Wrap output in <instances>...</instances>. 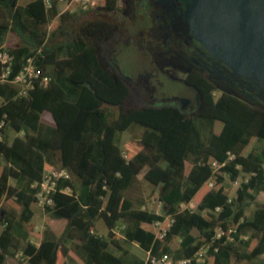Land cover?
Wrapping results in <instances>:
<instances>
[{"label": "trees", "instance_id": "16d2710c", "mask_svg": "<svg viewBox=\"0 0 264 264\" xmlns=\"http://www.w3.org/2000/svg\"><path fill=\"white\" fill-rule=\"evenodd\" d=\"M116 2L69 7L46 38L55 2L47 13L42 0H0V46L12 57L10 75L32 57L39 76L48 77L34 80L25 96L0 82V264H141L109 250L119 249L121 238L174 258L209 243L204 261L188 264L264 261V203L244 216V205L264 193V108L232 93L212 95V86L201 90L193 114L126 104L129 87L100 54L108 22L82 17ZM56 34L63 39L53 42ZM129 127L133 136L117 144L115 133ZM53 167L66 169L68 178L58 181L53 204L39 207L31 184ZM141 172L157 187L146 199L132 193ZM34 209L51 216L45 226L50 218L61 224L54 237L34 228ZM157 219L161 238L152 225ZM215 227L222 234L210 241Z\"/></svg>", "mask_w": 264, "mask_h": 264}, {"label": "flooded vegetation", "instance_id": "af4514ba", "mask_svg": "<svg viewBox=\"0 0 264 264\" xmlns=\"http://www.w3.org/2000/svg\"><path fill=\"white\" fill-rule=\"evenodd\" d=\"M190 2L117 0L113 8L102 10L110 31L100 54L129 87L126 104L172 105L193 114L201 90L212 86V95L228 92L264 108V91L236 78L216 52L198 41L187 14Z\"/></svg>", "mask_w": 264, "mask_h": 264}, {"label": "water", "instance_id": "95a60500", "mask_svg": "<svg viewBox=\"0 0 264 264\" xmlns=\"http://www.w3.org/2000/svg\"><path fill=\"white\" fill-rule=\"evenodd\" d=\"M187 14L198 41L264 91V0H191Z\"/></svg>", "mask_w": 264, "mask_h": 264}, {"label": "built area", "instance_id": "2783aa9c", "mask_svg": "<svg viewBox=\"0 0 264 264\" xmlns=\"http://www.w3.org/2000/svg\"><path fill=\"white\" fill-rule=\"evenodd\" d=\"M56 4V14L53 17L48 19L47 23V33L45 37L49 35L53 21L55 17L67 10L72 6L73 9H88L95 5L96 0H42L43 6L48 13L52 3ZM11 61L12 57L6 49L0 46V64L2 65L0 72V82H7L11 84L18 96H25L28 90L32 87L33 81L39 79L41 83H46L48 81L47 76H39V70L33 64L32 57L25 58V61L22 67L13 75H10L11 71ZM231 156V155H230ZM211 165L213 168H217L218 163L212 161ZM68 178V171L64 168H50L45 172L39 182H33L31 187L34 189V197L37 201L39 207L51 206L53 204L52 194L55 192L57 183L61 179ZM240 178H236L233 181H230V185L235 189L239 184ZM68 190L67 188L63 189ZM185 204H181V207H185ZM187 208H192V204L186 206ZM154 213L158 216L162 215L161 204L157 203L154 207ZM165 219L167 216L164 217ZM162 220H155L152 225L155 231V235L158 238H161L164 234V228L162 227ZM34 228L39 230V225H35ZM119 228H116L114 231L117 233ZM222 234V231L219 227L213 229V235L210 238V241L218 238ZM225 240L231 241L232 237L230 235L225 236ZM209 243H202L199 245L189 257H179L174 258L172 255L167 253H162L159 255H153L149 251L144 252V257L141 264H188L193 261L195 263H200L204 261L206 252L208 249ZM20 253H16V257H20Z\"/></svg>", "mask_w": 264, "mask_h": 264}, {"label": "rangeland", "instance_id": "374dc122", "mask_svg": "<svg viewBox=\"0 0 264 264\" xmlns=\"http://www.w3.org/2000/svg\"><path fill=\"white\" fill-rule=\"evenodd\" d=\"M27 0H17V2L19 4H24ZM83 19H93V18H102V11H90L88 13H86L85 15L82 16ZM61 39H63V36L60 34H56L54 36V38L52 39V41H60ZM48 41V40H47ZM119 73L124 75L125 71L120 68L119 69ZM133 127H129L125 130L122 131H117L115 133V142L117 144H122L127 138L133 136ZM136 131V130H135ZM264 166V165H263ZM230 185V183H229ZM231 188V193H234V188L230 185ZM152 190H157V187H155L153 184L149 183L148 181L144 180L142 178V172L140 174H138V180L135 183V185L133 186L132 189V193L134 195H139L141 197H146V195L152 191ZM259 203H264V193L263 192H258L255 195L254 200L249 201L248 203H246L244 205V216L245 218L250 217L251 213H252V208L255 204H259ZM32 222L36 223V224H40L41 220L38 217V210L34 209V213L32 216ZM41 230H43V228L40 227ZM61 229V224H59L58 222H55L54 224L51 225V228L49 229L51 232H53V234L58 233L59 230ZM252 264H264V261L261 258H255L252 262Z\"/></svg>", "mask_w": 264, "mask_h": 264}, {"label": "crops", "instance_id": "0c3cea01", "mask_svg": "<svg viewBox=\"0 0 264 264\" xmlns=\"http://www.w3.org/2000/svg\"><path fill=\"white\" fill-rule=\"evenodd\" d=\"M1 46H4V44L2 43ZM13 135H14V133L12 131H8L7 139L10 140ZM136 180H138V175L136 176ZM65 191H68V190H65ZM156 191L154 190V192H156ZM149 193L146 195V197L149 195ZM134 196H139V195H134ZM142 198L146 199L145 197H142ZM38 217L41 220L40 224H36V223H34V224L39 225V227L43 228V230H41L39 228V230L41 231V236L42 237H54L53 232H51L49 229L51 228V225L55 223V221H54L55 219L50 218L48 225L45 226L44 225L45 219L49 218L51 216L48 213H45L43 210H38ZM118 231H120V228ZM117 233H119V232H117ZM119 235H120V233H119ZM119 247L120 248L117 249L111 244L108 245V248L111 252H113L116 255L121 254L124 258H126V260L129 263L130 262L134 263L136 261H142L145 251L143 249H141L137 245L136 242H128V241H125L123 238H121V240L119 241Z\"/></svg>", "mask_w": 264, "mask_h": 264}]
</instances>
